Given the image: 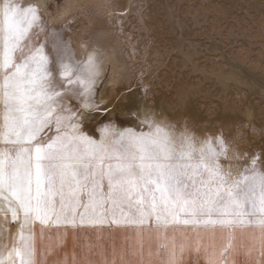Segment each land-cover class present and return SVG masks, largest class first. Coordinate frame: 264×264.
I'll return each instance as SVG.
<instances>
[{
	"label": "snow or ice",
	"instance_id": "1",
	"mask_svg": "<svg viewBox=\"0 0 264 264\" xmlns=\"http://www.w3.org/2000/svg\"><path fill=\"white\" fill-rule=\"evenodd\" d=\"M50 7L0 0V211L19 221L9 239L0 232V264H36L33 236L25 231L35 222L116 213L138 226L258 229L259 246L245 256L255 249L253 264H264L261 156L254 154L233 176L221 162L229 152L223 134L198 142L186 127L177 132L157 121L146 104L133 117L143 127H118L110 117L115 106L107 107L113 101L101 96L96 102L97 83L109 78L103 53L92 50L77 60L62 31H45ZM41 32L55 56L40 43ZM65 87L75 89V108L61 102ZM85 111L100 116L99 128L84 123ZM231 250L221 251V264H229ZM165 264H179L174 248Z\"/></svg>",
	"mask_w": 264,
	"mask_h": 264
},
{
	"label": "rangeland",
	"instance_id": "2",
	"mask_svg": "<svg viewBox=\"0 0 264 264\" xmlns=\"http://www.w3.org/2000/svg\"><path fill=\"white\" fill-rule=\"evenodd\" d=\"M15 2L51 5L46 12L48 27L45 31H62L77 60L92 50L102 52L105 74L119 78L125 92L131 90L132 94L129 91L126 94L151 103L155 93H163L166 104L179 108L190 101L205 119L195 121L183 114L168 124L177 132L186 127L195 133L198 142L223 134L229 152L227 158L221 157V162L225 170L231 169L233 176L246 164L250 165L254 154L264 161V0H235L233 5L227 0H92L90 4L77 5L66 12L62 10L66 0ZM62 16L67 19H61ZM39 41L55 56L51 40L46 39L43 32ZM149 71L157 82L153 81V76L149 77ZM55 79L57 84L63 82L59 75ZM102 85L97 83V104ZM61 91L65 107L75 108L80 103L74 88L65 87ZM124 105L126 102L122 101L107 107L115 106L117 110ZM115 110L110 117L118 127H143L138 120ZM215 113L238 118L226 127L209 121ZM83 118L89 128L100 127L97 124L100 116L94 111H85ZM0 207L5 206L0 203ZM69 221L46 225L35 222L26 229V234L30 232L33 236L36 254L38 247L45 244L40 241V226L67 232L56 236L64 243L93 244V261L103 263L110 251V264H149L139 259L140 250L147 246L156 250L153 253L155 264H165L163 259H168L173 248L177 257L184 259L179 260V264H194V249L180 251L179 248L206 244L212 235L221 242V251L229 245L259 246V230L250 227L233 229L169 223L158 228L154 222L151 226H138L129 224L119 213L109 214L102 220L89 215L83 221L80 216L74 221L70 217ZM18 228L19 221L12 220L11 212L0 211V232L6 240L15 235ZM55 243L54 237L46 241V244ZM246 250L240 249L232 255L245 264ZM251 255L254 261L259 258L255 249Z\"/></svg>",
	"mask_w": 264,
	"mask_h": 264
},
{
	"label": "crops",
	"instance_id": "3",
	"mask_svg": "<svg viewBox=\"0 0 264 264\" xmlns=\"http://www.w3.org/2000/svg\"><path fill=\"white\" fill-rule=\"evenodd\" d=\"M39 236L40 241L43 240L45 244H42L41 247L37 249V261L36 264H110L109 258L111 257L110 251L104 256L101 252V257L105 259L102 262L93 261V244H75V243H64L65 241L56 237L58 234L63 235L67 232H59L58 230H50L47 226H40ZM53 237L57 240L55 244H46L47 240H52ZM42 238V239H41ZM222 244L217 240V237L213 235L209 239L208 243L201 245H193L190 247L182 246L179 248L186 250L188 248L194 249L193 261L194 264H208L209 258H213L214 264H220V252L222 249ZM232 250L229 253L228 261L229 264H243L238 257L232 255V252H235L240 249H248L249 246H233ZM156 249V248H155ZM156 250L152 249L151 246H147L146 249L142 248L140 250L139 259L142 263L149 262V264H155L153 260V253ZM162 257V256H161ZM179 260H184L182 256H178ZM164 256L162 257V259ZM165 262V259H163ZM254 256L246 258L245 264H253ZM181 264V263H180Z\"/></svg>",
	"mask_w": 264,
	"mask_h": 264
},
{
	"label": "bare ground",
	"instance_id": "4",
	"mask_svg": "<svg viewBox=\"0 0 264 264\" xmlns=\"http://www.w3.org/2000/svg\"><path fill=\"white\" fill-rule=\"evenodd\" d=\"M91 1L90 0H66L67 3L64 4L62 10H64L65 12L68 11V10L69 11L70 10H74L77 5L84 6V5L90 4ZM227 1L229 3H231V5H233V3L235 2V0H227ZM41 2L43 3V0H41ZM82 41H83V39L81 40V42ZM151 70H152V68H151ZM151 74H152V71L150 73H148L149 77H150ZM153 74H155V73H153ZM151 76H153V75H151ZM108 77L109 78L103 82V85H102L101 89L99 90L98 100L100 101V97L104 96L106 100H112L113 103L114 102L121 103L122 101H125L126 102V106L124 105L125 106L124 108H117V110H115L117 113H119L122 116H130L133 119V117H135L138 114V110H140V111H144L145 110L144 106L146 104L148 106V110H150V113L154 114L155 118L157 119V121H159L161 123H167L168 124V122H171L172 120H175L176 118H181L183 114L184 115L188 114L189 115V119L191 118V119H193L195 121L200 120L202 118L205 119V117L203 115H201L202 113H200L197 110H195L194 105L192 103H189L190 101L189 102L185 101L184 104H182L183 107L179 108L178 105L166 104L165 98H164L165 94L163 95V93H160V94H156L155 93L151 97L153 102L148 103L147 99L141 100V99H139V97L131 95L132 94L131 90L130 91L127 90L125 92V89L123 88L124 86L122 85L123 82L121 80H118L119 78L115 77L113 74L110 73L108 75ZM152 79L155 82L157 78L156 77L154 78V76H153ZM149 80H150V78H149ZM128 91L131 94H126ZM180 94H182V93H180ZM225 100H224V102H225ZM175 102H176V100L173 103L176 104ZM113 103H110L107 106H110ZM226 103H227V101H226ZM224 107H226V106H224ZM218 108H219V106H218ZM226 109H229V107L226 108ZM252 109H253V107H252ZM219 114L220 113H215V116L213 115L214 117L210 116L209 121L210 122H214V123L219 122L221 124L227 125L226 127H230L229 125L231 123H233V121L236 118H238V117H236L235 115H232V114L225 115V116L221 115L222 117L219 116ZM248 118H249V116L247 117V119ZM232 126L233 125H231V127ZM231 156H233V155L231 154Z\"/></svg>",
	"mask_w": 264,
	"mask_h": 264
}]
</instances>
